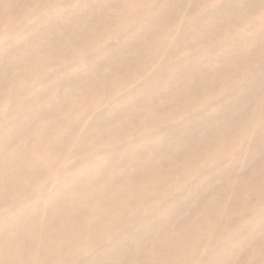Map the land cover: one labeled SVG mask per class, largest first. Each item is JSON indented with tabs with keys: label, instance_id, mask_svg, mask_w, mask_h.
Wrapping results in <instances>:
<instances>
[{
	"label": "bare ground",
	"instance_id": "1",
	"mask_svg": "<svg viewBox=\"0 0 264 264\" xmlns=\"http://www.w3.org/2000/svg\"><path fill=\"white\" fill-rule=\"evenodd\" d=\"M139 1L0 0V264L262 254L264 234L227 247L264 186L238 187L244 208L220 220L228 185L264 168V0ZM131 70L151 73L105 89Z\"/></svg>",
	"mask_w": 264,
	"mask_h": 264
},
{
	"label": "rangeland",
	"instance_id": "2",
	"mask_svg": "<svg viewBox=\"0 0 264 264\" xmlns=\"http://www.w3.org/2000/svg\"><path fill=\"white\" fill-rule=\"evenodd\" d=\"M127 1V2H126ZM133 0H113L112 4L114 5H122V6H131L133 4ZM139 3H143V8H147V7H153V5L155 4L153 1L151 0H141L139 1ZM188 11V10H187ZM165 56L161 57V58H157V60L160 59L159 62H163L165 61ZM155 64V62H154ZM153 65V64H151ZM219 67V66H218ZM221 70L223 71H232L234 72V67L232 65H228V66H220ZM214 69H218V68H214ZM234 70V71H233ZM118 72V71H117ZM114 75L113 79H108L106 82H105V89L109 88L112 84L115 85V86H119V87H123V86H126L128 84V81H130L131 83L134 82L133 84H136V83H139L145 79H147V76L150 75V70L148 71H145L143 73V75H141L140 77L138 78H134V79H130L131 77H133V73H132V70L130 72H127V73H117ZM226 77H231V76H228L226 75L225 77L223 76H220L218 77L214 82H206L205 83V86H203V88L205 89V93L203 94L204 96L200 98L199 102L205 100V102H207L208 100H213L215 99L216 95H217V92H218V87L220 86L221 83H223L226 79ZM134 80V81H133ZM235 81V78L232 79L231 82ZM136 82V83H135ZM132 84V85H133ZM98 90V89H96ZM95 93V91H92ZM90 95V93L88 94ZM185 98V97H184ZM183 98V99H184ZM198 101V100H197ZM173 102L175 101H168V102H165V106L167 105H170L172 104ZM226 154V152L224 153ZM223 154V155H224ZM222 155V156H223ZM224 158V157H223ZM222 159V158H221ZM241 159V157L238 159V161ZM230 161H227L225 163H222L219 165V168L222 170V168H224L225 166H227V164L229 163ZM264 165V163H263ZM253 168V167H252ZM248 169V168H247ZM242 173V174H241ZM241 175H239V180H241L242 182L240 184H234L233 186L232 185H228V188L229 190L232 192L231 193V197H230V203L231 202H234L237 203V206L235 207V210L234 211H230L228 208L222 215L221 217V223H223V220L222 218L223 217H228V216H235L238 212H237V209L240 208L242 206V200H241V196H239V193L243 190L245 191H248V188L253 185L254 183L258 182L260 185L264 186V168L262 167L261 165V168L259 170H255L254 168L251 169V167L249 168V170L247 171V173H245V171H241L240 172ZM251 181L249 184L247 182ZM238 187H239V193L237 192L238 190ZM255 190H259L260 188H254ZM251 190V189H250ZM237 192V193H236ZM263 202V201H262ZM261 202V203H262ZM244 207H241V209H239L240 211L243 209ZM262 208L261 209V213H259L258 215H255L254 218L252 219H247V222L245 224V226H243V228H240V232L238 234L242 235L240 239L236 238L234 240H230L229 241V246L227 248H232L233 250L234 249H239L244 243L245 241H247L250 237H253V233H256V234H264L263 232L261 231H264V203H263V206L260 207ZM239 211V212H240ZM235 212H237L236 214H234ZM223 247L217 249L216 251L214 252H211L209 255L211 257H216V258H222V257H225L227 258L228 256H225V252L228 253L227 249H223ZM224 251V252H223ZM223 252V253H222ZM262 254H264V249L260 252ZM262 254H259L258 251H256L254 248L248 250V252L245 254V258L249 261V264H264V257H259L260 255ZM188 255L186 254V257ZM259 257V258H258ZM261 259V260H260Z\"/></svg>",
	"mask_w": 264,
	"mask_h": 264
}]
</instances>
